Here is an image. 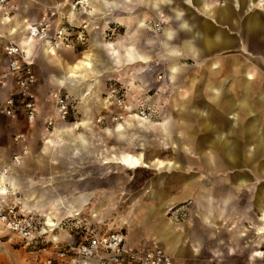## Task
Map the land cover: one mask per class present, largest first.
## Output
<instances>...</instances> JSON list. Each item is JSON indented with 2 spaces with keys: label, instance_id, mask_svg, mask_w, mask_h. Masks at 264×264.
<instances>
[{
  "label": "crops",
  "instance_id": "crops-1",
  "mask_svg": "<svg viewBox=\"0 0 264 264\" xmlns=\"http://www.w3.org/2000/svg\"><path fill=\"white\" fill-rule=\"evenodd\" d=\"M73 1L53 0L50 9L61 4L59 11L65 10ZM91 2L82 45L46 53L35 43L28 44L33 72L36 66L44 75L39 83L35 73V91L38 94L40 86L50 88L43 101H37L35 122L29 124L22 112L0 120V171L10 166L6 179L12 192L20 195L27 211L44 219L40 239L51 244V254L43 264L54 261L64 244L83 240L86 230L105 233L124 227L128 246H158L173 264L213 261L223 242L227 257L232 256L234 230L240 222L238 239L249 237L245 224L253 223L260 243L264 238V0ZM145 10L165 23L159 38L162 55L155 51L159 45L147 17L140 15ZM43 15L26 18L11 2L0 5L4 33L0 48L6 68L4 48L10 43L23 45L26 24L24 28L20 24ZM121 29L124 35L119 34ZM155 58L163 60L168 85L190 76L182 97L192 100L168 101L161 121L141 120L128 108L154 83L150 62ZM145 72L150 82L137 84ZM4 79L3 88L13 94L12 77L6 72ZM121 91L125 101H118ZM55 93L70 101L67 121L55 113ZM117 116L124 118L114 120ZM48 118L55 121L53 130L45 126ZM20 134L27 138L28 153L16 164L12 157L21 156L23 144L16 143L14 136ZM150 146L157 150L143 152ZM158 150L173 155L160 159ZM138 168L156 173L146 188L136 193L123 190V171ZM241 197L242 208L236 210L235 200ZM188 202L189 206H180ZM243 257L251 262L262 252L247 249Z\"/></svg>",
  "mask_w": 264,
  "mask_h": 264
},
{
  "label": "built area",
  "instance_id": "built-area-1",
  "mask_svg": "<svg viewBox=\"0 0 264 264\" xmlns=\"http://www.w3.org/2000/svg\"><path fill=\"white\" fill-rule=\"evenodd\" d=\"M7 4V0H0V5ZM91 0H75L68 4V12L59 11L61 4L52 7L49 14L43 15L35 21H27L24 39L26 45L8 44L4 50L8 56L7 74L12 77L15 92L12 96L0 101V114L12 117L16 112H22L29 124L35 122L38 115V96L35 91L37 83L33 72V61L30 59L28 44L35 43L46 53H56L61 49H72L86 41V27L89 15L93 11ZM75 23V24H74ZM155 31H161L162 21L154 25ZM54 109L58 118L67 121L70 115V101L60 93L53 95ZM119 101V100H118ZM130 110V108H128ZM140 116L146 117L145 111ZM117 116L114 120H122ZM55 121L48 118L45 126L54 129ZM16 143L23 144L21 156H13L12 163H20L22 156L28 153L25 145L27 138L24 135L14 136ZM10 166L3 167L1 174L10 175ZM1 186V184H0ZM6 192L1 196L14 194L9 186L8 179L2 185ZM11 191V192H10ZM43 217L33 215L27 211L21 202H6L0 198V223L5 230L17 235L26 242L42 236ZM173 264V259L158 246L130 247L125 242V235L121 230L84 232L83 240L79 243L64 244L56 252L54 261L49 259L47 264Z\"/></svg>",
  "mask_w": 264,
  "mask_h": 264
},
{
  "label": "rangeland",
  "instance_id": "rangeland-1",
  "mask_svg": "<svg viewBox=\"0 0 264 264\" xmlns=\"http://www.w3.org/2000/svg\"><path fill=\"white\" fill-rule=\"evenodd\" d=\"M59 1H67V0H59ZM75 1V0H74ZM221 0H218L220 2ZM7 2H11L13 4V8H18L20 11L25 13L26 18H35L40 15H43L45 13H50L52 8L50 9L53 0H7ZM26 2L30 3L29 5L26 4ZM70 2V1H69ZM67 3V2H66ZM65 10H60L63 14L68 12V3L65 5ZM145 9V7H142ZM143 16L147 17V23L149 26L152 27V34L155 38V40L158 42V47L155 50L156 52H159V55H162L160 51V36L162 33L161 31H155L154 25L157 24L159 21H162L160 18L157 16H153L151 13L147 12L146 10L144 13L140 14ZM129 14H124L123 17H128ZM163 23V22H162ZM165 26V23H163V28ZM125 31L124 29H121L119 34L124 35ZM3 31L0 29V35H3ZM108 41H112L113 37H110ZM147 38V34L143 33L141 36V39L144 41ZM148 38H150L148 36ZM2 39V37H0ZM140 39V40H141ZM107 41V42H108ZM157 55V56H159ZM182 62V60H181ZM143 65V64H142ZM144 66V65H143ZM150 66L152 69V75L154 76V83L150 84L149 88H147L146 93L141 96V98L137 99L135 102H133L131 105H129L130 111L128 112L129 114L133 115H138L140 118L143 119H151L153 121H161L163 119V112H166L167 110V104L168 101H191L192 98H184L182 97V94L185 91V88H188V79L190 76H188L186 79H181L175 83V86L168 85L167 83L164 82V66H163V60L162 59H152L150 62ZM6 65L5 61L3 62V55H2V50L0 48V101L4 100V97L7 95L8 97L12 96L10 92H7L5 88H3V81H5V71ZM262 74H264V69L261 70ZM35 73L36 76L39 78V83L42 82V76H44L39 69L35 66ZM34 73V74H35ZM193 73V72H190ZM189 75V74H188ZM196 75V73H194ZM150 75L148 73H144L140 76L141 80L137 81V84H145V82H150ZM125 77V75H124ZM128 82L131 81L130 78H127ZM200 77L198 78V80ZM3 82V83H2ZM195 86V85H194ZM202 84H199V90H200V101H203L202 95ZM50 88L42 87L38 89V99L39 101H43V93L45 91H48ZM189 90V89H188ZM193 90V89H192ZM194 91H191V93L194 94ZM125 91L120 92V96L118 98L119 101H125ZM192 94V95H193ZM42 99V100H41ZM191 99V100H190ZM126 104V103H125ZM128 104V103H127ZM128 107V105H127ZM145 111L146 117L140 116V112ZM2 117H6L2 114H0V120H2ZM123 117V116H122ZM124 118V117H123ZM123 120V119H122ZM121 120V121H122ZM75 120H72L74 122ZM119 121V120H118ZM153 136V135H152ZM154 148H157L155 146H150L147 150L143 152L147 153H153ZM128 152H142V151H137L136 149H129L127 150ZM173 153V152H172ZM145 154V153H143ZM173 154L169 155V150H158V157L160 159H169L172 157ZM156 172L154 170L147 169V168H138L135 171H129V170H124V180L122 183V189L123 190H128L130 191H138L139 189L142 190L146 188V186L149 183V179H152V175H154ZM136 176L134 178L135 180H129L130 177ZM133 181V182H132ZM113 184V182H112ZM4 201L10 203V202H21V197L20 195L14 193V194H9L10 196L5 197L1 196ZM242 203L243 199L242 197L239 199L235 200V208L236 210L242 208ZM190 202L182 204L180 206H189ZM115 214V213H114ZM253 215V214H252ZM184 215H182V220L184 219ZM43 219V218H42ZM71 219V218H70ZM112 219V218H111ZM114 220V219H112ZM44 221V219L42 220ZM68 220H65L63 224H65ZM225 224V223H224ZM240 226V228H239ZM241 222L238 224L234 230V253L232 256L227 257V247L226 243L223 242V244L219 245L218 247V252L219 255L218 257H214L213 261H207V262H199L196 264H258V263H264V238L261 239L260 243H258L259 237L256 234V226L257 224L251 223L250 225L245 224L246 226V231H247V236L245 240H243L242 237L238 239L240 236L241 230ZM238 227V228H237ZM118 230H121L122 233L125 235V229L124 227L117 228ZM62 232V231H61ZM55 233V232H54ZM58 234H60V231H57ZM55 233V234H57ZM228 232V236L230 237L231 233ZM0 234L2 236L0 237V264H43L44 259L47 257H50V250H51V244L46 243L43 239H40V236L36 235L37 238L33 239L32 241L26 242L24 240H21L17 235L8 232L5 230L4 226L0 223ZM238 239V240H237ZM244 241V242H243ZM250 250V253H255V252H262V257L259 258H252L250 261H247V257H243V254L245 250L247 251Z\"/></svg>",
  "mask_w": 264,
  "mask_h": 264
},
{
  "label": "bare ground",
  "instance_id": "bare-ground-1",
  "mask_svg": "<svg viewBox=\"0 0 264 264\" xmlns=\"http://www.w3.org/2000/svg\"><path fill=\"white\" fill-rule=\"evenodd\" d=\"M104 1V0H103ZM91 8H92V5H91ZM11 20V19H10ZM18 22V21H17ZM3 24V23H2ZM25 22L24 23H21L20 24V27L22 28H24V26H25ZM16 27H17V25H16ZM133 41V40H132ZM21 43L23 44V45H26L27 43L25 42V39H24V37L22 36V38H21ZM173 74H175V73H173ZM137 117L139 118V119H141V120H146V119H143V118H140L138 115H137ZM134 119V118H133ZM149 121V120H148ZM134 161V163H136V164H138L139 162H138V160L137 159H134L133 160ZM3 169V168H2ZM2 171V170H1ZM1 171H0V184H1V186H0V194H4L5 192H6V190L3 188V183H2V181L4 180V179H6L7 177H5V176H3L2 174H1ZM261 232H264V231H261ZM2 236V234H0V237Z\"/></svg>",
  "mask_w": 264,
  "mask_h": 264
}]
</instances>
